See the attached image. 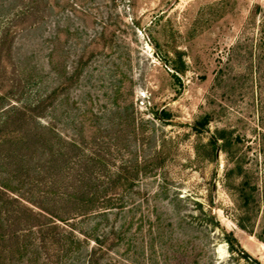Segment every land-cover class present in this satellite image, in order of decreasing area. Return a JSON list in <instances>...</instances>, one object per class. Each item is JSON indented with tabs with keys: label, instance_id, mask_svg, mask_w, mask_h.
<instances>
[{
	"label": "rangeland",
	"instance_id": "374dc122",
	"mask_svg": "<svg viewBox=\"0 0 264 264\" xmlns=\"http://www.w3.org/2000/svg\"><path fill=\"white\" fill-rule=\"evenodd\" d=\"M58 87L42 121L135 178L115 263L264 264V0H0V108Z\"/></svg>",
	"mask_w": 264,
	"mask_h": 264
},
{
	"label": "trees",
	"instance_id": "16d2710c",
	"mask_svg": "<svg viewBox=\"0 0 264 264\" xmlns=\"http://www.w3.org/2000/svg\"><path fill=\"white\" fill-rule=\"evenodd\" d=\"M59 88L33 104L0 108V264H117L111 257L121 255L115 249L129 247L126 223H118L126 209L122 192L135 178H124L120 169L109 176L100 155L86 159L87 143L42 121ZM5 99L0 95V102ZM74 150L84 162L75 160ZM141 168L136 166L135 177ZM243 198L248 205V196ZM224 233L231 251L238 249L234 235Z\"/></svg>",
	"mask_w": 264,
	"mask_h": 264
}]
</instances>
